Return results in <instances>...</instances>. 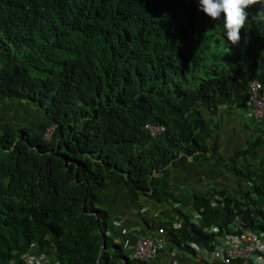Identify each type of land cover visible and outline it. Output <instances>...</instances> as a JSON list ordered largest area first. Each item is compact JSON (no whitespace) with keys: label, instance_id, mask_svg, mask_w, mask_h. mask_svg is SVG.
Wrapping results in <instances>:
<instances>
[{"label":"trees","instance_id":"16d2710c","mask_svg":"<svg viewBox=\"0 0 264 264\" xmlns=\"http://www.w3.org/2000/svg\"><path fill=\"white\" fill-rule=\"evenodd\" d=\"M262 3L232 45L197 0H0V264H218L226 235L264 242V120L232 154L217 133L248 117L251 78L264 85ZM11 106L30 122L1 117ZM191 166L226 182L185 205L173 172ZM112 185L162 208L140 215L165 231L158 258L127 251L103 205Z\"/></svg>","mask_w":264,"mask_h":264},{"label":"crops","instance_id":"0c3cea01","mask_svg":"<svg viewBox=\"0 0 264 264\" xmlns=\"http://www.w3.org/2000/svg\"><path fill=\"white\" fill-rule=\"evenodd\" d=\"M253 132L250 118L237 113L225 115L222 128L217 131L223 154H232L236 149L243 150ZM219 174L218 170L213 172L210 168L199 169L196 166H191L182 172L174 171L173 194L186 205L193 192L201 191L216 183L226 182L223 177L219 178ZM102 200L103 205L110 207L111 215L117 219L115 221L118 231L130 227L134 238L147 236L151 218H157L162 211L159 205L153 203L146 204L144 201L139 204L130 203L128 197L114 185L106 188ZM163 209L165 210V207ZM140 215L147 217L150 220L149 224L141 220ZM163 261L165 264H203L180 253L164 257Z\"/></svg>","mask_w":264,"mask_h":264},{"label":"built area","instance_id":"2783aa9c","mask_svg":"<svg viewBox=\"0 0 264 264\" xmlns=\"http://www.w3.org/2000/svg\"><path fill=\"white\" fill-rule=\"evenodd\" d=\"M251 93L254 96V111L256 115L258 117L264 116V87L254 82L251 86ZM146 129L153 137H157L165 131L163 126L147 125ZM121 234L125 239L127 251L135 259L154 260L166 248L167 240L164 229H159L155 234L134 238L132 242L127 229H123ZM222 241H225L227 246L228 244L233 246L226 249L223 253L217 254L218 264H249V259L254 253L259 250L264 251V244L260 240L253 238L251 233H247L241 241L228 235ZM47 262L48 259L45 256H40L37 259L27 261L26 264H46ZM56 264L60 263L57 262Z\"/></svg>","mask_w":264,"mask_h":264},{"label":"clouds","instance_id":"9594fccd","mask_svg":"<svg viewBox=\"0 0 264 264\" xmlns=\"http://www.w3.org/2000/svg\"><path fill=\"white\" fill-rule=\"evenodd\" d=\"M255 2L256 0H197V7L198 11L202 12L211 20L221 21L223 26V37L228 43L235 45L241 39V29H245L246 25L249 23L250 14L247 9ZM261 6L264 7V3H262ZM254 82L264 87L256 77L251 78L250 95L252 100L248 118H250V121L256 120L260 122L264 120V116L258 117L254 111V96L251 93V86ZM255 127L258 126H254L253 124L251 129L254 131ZM262 243L264 244V242ZM250 259L252 264H264V255H255L250 257Z\"/></svg>","mask_w":264,"mask_h":264},{"label":"rangeland","instance_id":"374dc122","mask_svg":"<svg viewBox=\"0 0 264 264\" xmlns=\"http://www.w3.org/2000/svg\"><path fill=\"white\" fill-rule=\"evenodd\" d=\"M24 107H20V106H15L14 108L11 106L10 107V111H7L6 112H3L2 116L1 117H4L7 121L9 122H15V121H18L20 122L21 125L23 124H26V123H29L30 120L27 119V115L25 114L24 115V118L21 117L22 113L24 112ZM21 117V118H20ZM52 133V129H49L47 131V135H48V138H50V135Z\"/></svg>","mask_w":264,"mask_h":264}]
</instances>
